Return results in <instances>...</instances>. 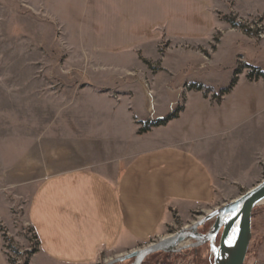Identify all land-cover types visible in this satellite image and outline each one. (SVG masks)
I'll use <instances>...</instances> for the list:
<instances>
[{
	"label": "crops",
	"instance_id": "crops-1",
	"mask_svg": "<svg viewBox=\"0 0 264 264\" xmlns=\"http://www.w3.org/2000/svg\"><path fill=\"white\" fill-rule=\"evenodd\" d=\"M26 1L31 2L32 10L34 2L40 3L39 11L60 29L64 48L80 51L81 64L98 66L100 77L110 79L128 73L127 78L133 79L129 67H148L151 62H160L165 71L152 92V117L140 107L136 109L139 118L132 116L134 135H126L127 127L122 124L108 121L110 133L102 145L121 148V158L107 163L112 173L72 169L38 185L27 210V222L38 242V252L29 264H94L105 253L124 256L166 237L165 231L177 220L187 221L192 213L206 215L222 206L215 203L219 186L256 178L260 165H264V104L234 109L208 124L205 135H166L164 130L185 113L186 99L181 105L182 96L174 108H165L169 107L165 105L166 95L174 90L170 89L171 76L164 63L172 46L200 47L198 38L209 14L223 12L224 19H216L221 24H227L226 18L238 22L250 17L261 19L264 26V0H221L227 4V12L210 8V0ZM230 29L253 40L240 29ZM252 42L258 49V61L248 63L245 57H237L264 75V49ZM164 43L170 49L162 52ZM149 49L153 58L146 54ZM114 64L120 68H112ZM106 69L116 72L102 76ZM241 79L256 84L264 96L263 80H249L246 73L211 104H222ZM229 85L219 89L218 96ZM187 86V93L201 92L204 98L207 93L214 94L212 88L198 82L190 81ZM194 86L202 90L191 89ZM138 91L142 98L144 92ZM154 92L159 93L154 96ZM128 109L125 112L131 116L133 111ZM177 110V118L166 125L139 134L142 123L163 120ZM115 151L109 149L110 154ZM4 212L0 207V226L7 228ZM0 264H8L1 232Z\"/></svg>",
	"mask_w": 264,
	"mask_h": 264
},
{
	"label": "rangeland",
	"instance_id": "rangeland-1",
	"mask_svg": "<svg viewBox=\"0 0 264 264\" xmlns=\"http://www.w3.org/2000/svg\"><path fill=\"white\" fill-rule=\"evenodd\" d=\"M39 4L34 2L32 10L31 2L26 0H0V207L8 218L7 228L0 226V232L8 264H29L38 252L37 240L27 222L29 202L38 185L50 176L72 169L112 173L107 163L111 165L121 158V148L102 145L110 133L108 121L122 124L127 127L126 135H134L136 126L132 116L139 118L137 107L151 116L152 92L159 84L158 76L165 72L160 62H151L148 67L143 64L139 69L129 67L133 79L127 78L128 73L110 79L100 77L98 66L81 64L84 60L80 59V51L64 48L60 29L53 19L39 11ZM209 6L228 10L221 0H210ZM223 15V12L208 15L198 38L200 47L172 46L165 56L164 64L171 76H168L170 89L174 90L166 95L165 105L169 107L165 108H174L182 96L181 105L186 99L185 113L164 130L166 135H205L208 124L218 122L234 109L264 104L260 88L242 79L222 104H211L220 98L218 90L229 85L234 66L240 70L236 77L251 71L237 56L254 63L258 61V49L252 41L264 49L261 19L237 20L251 41L240 33L230 32L228 22V25L218 22L224 19ZM168 48L170 45L164 43L161 50L165 52ZM146 54L154 57L152 49ZM115 72L106 69L101 75ZM190 81L212 88L214 94L207 93L204 98L201 92L187 93L189 87L184 85ZM140 89L144 92L143 100L138 96ZM158 93L154 92V96ZM128 108L133 111L131 116L125 112ZM145 125L148 123H142L140 129ZM109 149L116 151L110 154ZM263 179L264 165H260L256 178L219 186L216 205L239 197L254 182ZM203 216L192 213L187 221L177 220L164 236L191 227ZM211 224L199 228L197 233L205 234ZM251 230L244 264H264V202L253 211ZM218 242L219 235L212 242L200 245L191 239L187 246L193 248L153 253L142 264H214ZM124 256L105 253L94 264H110ZM115 264H135V261Z\"/></svg>",
	"mask_w": 264,
	"mask_h": 264
},
{
	"label": "water",
	"instance_id": "water-1",
	"mask_svg": "<svg viewBox=\"0 0 264 264\" xmlns=\"http://www.w3.org/2000/svg\"><path fill=\"white\" fill-rule=\"evenodd\" d=\"M263 201L264 179L234 200L210 211L194 222L191 227H185L176 234L169 235L156 243L128 253L123 258L112 261L110 264L129 260H134L135 264H142L144 258L148 255L164 251L167 244L179 237H189L197 245H200L212 242L218 235V246L214 249V264H244L252 237L253 211ZM209 222H212V224L208 231L203 235L198 234L197 230ZM187 248H193V245L171 252H181Z\"/></svg>",
	"mask_w": 264,
	"mask_h": 264
},
{
	"label": "trees",
	"instance_id": "trees-1",
	"mask_svg": "<svg viewBox=\"0 0 264 264\" xmlns=\"http://www.w3.org/2000/svg\"><path fill=\"white\" fill-rule=\"evenodd\" d=\"M226 22H228L230 24V26L234 29H240L242 30L244 33H248L247 30L241 25V23H237L235 21V19H229V18H226L225 19ZM249 68L251 71H249V73L247 74V78L249 80H259V79H262L263 82H264V75L257 69H254L252 67H247ZM240 73V70H236L235 73H234V77L229 85V87L225 90H221L220 93H219V97L221 98L222 96L226 95L236 84V81H237V74ZM191 89H195V90H198V91H201L202 90V87L201 86H194V87H191ZM206 92H208L206 90ZM221 95V96H220ZM218 98L217 101L220 99ZM180 110H177L175 111L174 113H172L171 115H169L168 117H166L165 119L163 120H159V121H155V122H151L149 123L148 125H145L144 127H142L140 130H139V134H143V133H146L148 132L151 128H155V127H159V126H164L166 125L170 120L172 119H175L177 118L178 116V113H179ZM35 239L37 240V237L34 236ZM38 243V242H37Z\"/></svg>",
	"mask_w": 264,
	"mask_h": 264
},
{
	"label": "bare ground",
	"instance_id": "bare-ground-1",
	"mask_svg": "<svg viewBox=\"0 0 264 264\" xmlns=\"http://www.w3.org/2000/svg\"><path fill=\"white\" fill-rule=\"evenodd\" d=\"M190 241L191 239L189 237H186V236L179 237L177 240L172 241L169 244H167V246L165 247V250L166 251H176L180 248L186 247L190 243Z\"/></svg>",
	"mask_w": 264,
	"mask_h": 264
}]
</instances>
